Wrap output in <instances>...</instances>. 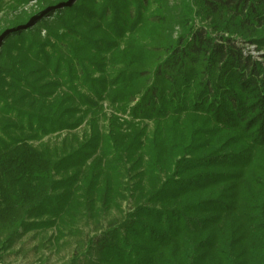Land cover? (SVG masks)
<instances>
[{
  "label": "trees",
  "instance_id": "trees-1",
  "mask_svg": "<svg viewBox=\"0 0 264 264\" xmlns=\"http://www.w3.org/2000/svg\"><path fill=\"white\" fill-rule=\"evenodd\" d=\"M149 1L45 0L0 27L23 54L0 66V251L131 189L65 264H264V0H194L176 39L152 38L170 21ZM103 101L153 130L100 131Z\"/></svg>",
  "mask_w": 264,
  "mask_h": 264
},
{
  "label": "rangeland",
  "instance_id": "rangeland-1",
  "mask_svg": "<svg viewBox=\"0 0 264 264\" xmlns=\"http://www.w3.org/2000/svg\"><path fill=\"white\" fill-rule=\"evenodd\" d=\"M42 1L45 0H25L19 3H15V0H3L0 5V27L6 25L15 18L37 11L38 5L42 3ZM194 10V0H150L147 5L146 14L148 15L153 12L161 11V13L166 16V19L170 21V24L166 26L163 31H158L156 27H153L149 29V33L153 39L161 38V34H164L166 38L176 39L181 32L185 31V24L181 19H185L187 25L191 23V19L194 23L201 22L200 19L196 17ZM39 37L43 40L47 39L51 45L54 43L53 39L46 37L45 31H40ZM7 43L3 35H0V66L3 68L17 69L19 66L16 61L22 59L23 54L7 50V46H5ZM156 57L157 52L148 49L140 55L137 63L143 67H151ZM102 105L108 120L103 119L100 121V131L106 129L109 125V119L112 117H115L119 123L123 124L124 128H129V125L133 123L137 125V128H141L145 125L147 133H150L154 128L152 122L144 121L138 123L137 120L131 121L127 114L122 115L113 112L106 101H103ZM3 123L4 122L1 121L0 126H2ZM88 130L86 125L82 124L72 132L73 134L71 135H66V132H60L44 137L39 141L30 142V144L39 148L45 147L52 150L59 147L64 137L66 138L68 136L67 139H69L72 135H77L80 137V140H82L84 133H88ZM130 191L131 189L127 192L125 198H115V203L113 202L105 211H95L98 205L88 210L87 205H85L84 209H80L81 211L79 214H75L80 222H72L69 218L63 217L65 222L59 219L52 227L27 231L14 247L7 251H0V264L67 263L71 259L74 250L79 247L80 242L82 243L87 237L104 229L108 222L120 219L123 214L129 211L130 200H128V198H130Z\"/></svg>",
  "mask_w": 264,
  "mask_h": 264
}]
</instances>
